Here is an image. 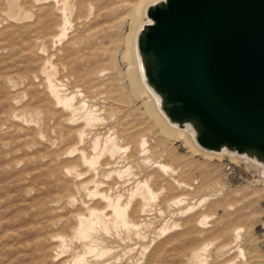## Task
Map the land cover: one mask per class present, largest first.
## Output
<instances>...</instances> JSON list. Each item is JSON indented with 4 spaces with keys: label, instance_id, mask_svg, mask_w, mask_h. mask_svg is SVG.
Segmentation results:
<instances>
[{
    "label": "bare ground",
    "instance_id": "obj_1",
    "mask_svg": "<svg viewBox=\"0 0 264 264\" xmlns=\"http://www.w3.org/2000/svg\"><path fill=\"white\" fill-rule=\"evenodd\" d=\"M18 1H6L7 19L16 25L33 17L30 12L28 13L30 10ZM161 1L163 0H137L127 13L131 22V31L129 37L127 36L128 47L125 59L129 65L128 73L133 95L143 102L147 113L153 119L152 122L155 121L162 130L161 133L171 142H182L192 154L200 155L205 160L221 161L229 158L236 164L244 165L258 176L256 183L264 186L262 164L226 149L221 152L203 149L197 143L195 132L190 125L183 127L168 119L161 108L159 96L147 85L138 48V37L143 27L151 23L147 16L149 7ZM34 3L49 4L47 9L41 10L42 14L39 13L38 20L35 21L40 24L38 30L49 32L37 39V43L44 47L41 48V53L43 51L48 53L45 45L53 44L57 47L67 39L75 7L71 6L70 0H34L32 4ZM35 12L37 14V11ZM9 34L16 35L17 30ZM64 48L55 55L51 53L52 56L44 58L43 61L42 57L37 56L38 73L28 74V72L23 76L28 81V89L34 91L32 98L37 99L35 113H19L13 110L10 114L12 122L22 123L34 131L35 144L42 145L44 149L48 146L53 150V161L64 158L72 160L69 161V165L55 173V179L65 192L61 196L67 205L65 207L74 208L80 203L85 212L75 213L66 220L54 223L55 226L68 228L71 236L57 235L50 239L60 244L54 250L56 252L53 253L51 262L120 264L138 249L141 250L140 259H142L158 238L152 236L150 241L149 231L158 225L155 234L165 236L175 233L173 237H183L186 242H193L205 232L217 234L220 239L229 233L228 242L215 250L212 249L218 242H208L193 247L188 254H186L188 248L183 247L185 250L180 259L182 264H260L243 247L244 226L236 225L234 228L229 226L249 216L245 212L241 214L242 209L236 211L237 205L228 203L227 197L221 190H213L210 195L192 203L188 202L190 198L187 195L161 202L162 196L167 194L170 188L191 191L194 187L178 178L181 168H174L157 160L155 149L147 135L133 134L130 129L127 130L129 131L127 134L124 129V131L118 130L113 123L116 121L115 113L109 114V109L103 105L104 103H99L88 88L84 89L80 85L81 79H89L95 74L102 77L105 75V70L99 71L93 66L87 69V64H79L81 59L70 43ZM47 55L49 53L45 56ZM57 55L59 64L53 61ZM36 58L34 57L35 60ZM26 68L25 66L24 69ZM60 69L64 74L62 76ZM64 144H69L70 147L66 152L61 153L60 147ZM170 155L176 157L173 152H170ZM155 178L162 179L163 186L160 190H155L151 183ZM199 183V180H194L195 185ZM166 184L168 187L165 186ZM206 184V188L210 189L211 180H207ZM224 187L216 182V189H224ZM82 194L88 201L82 198ZM77 195L81 198L78 199ZM243 201L246 200H241V204ZM203 210L211 214L200 213ZM219 210H224L226 216L214 226H209L210 219L215 218L213 216L217 215ZM120 242H124L126 247H120ZM130 244L137 247L133 249ZM170 264L175 263L172 261Z\"/></svg>",
    "mask_w": 264,
    "mask_h": 264
},
{
    "label": "rangeland",
    "instance_id": "obj_2",
    "mask_svg": "<svg viewBox=\"0 0 264 264\" xmlns=\"http://www.w3.org/2000/svg\"><path fill=\"white\" fill-rule=\"evenodd\" d=\"M6 1L0 0V264H54L51 259L56 252L54 250L60 244L50 239L57 235L71 236L68 228L67 230L61 225L55 226L54 223L66 220L75 213L85 212L80 203L74 208L65 207L67 206L65 200L61 198L65 192L55 179V173L69 165V161L72 160L64 158L53 161V150L48 146L44 149L42 145L35 144L34 131L10 119L13 110L29 114H34L37 110V99L32 98L34 91L28 89V81L23 77L28 72V74L38 73L39 70L36 71V69H38L39 61L37 60L39 59L36 57H42L43 61L52 54L55 55L57 51L64 50L69 43L81 59L79 64H87V69L93 66L99 71L105 70L104 76L95 74L89 79H81L80 85L84 89L88 88L99 103H104L103 105L109 109V114L115 113L116 121L113 123L118 130H125L127 134L129 132L127 130L130 129L133 134L147 135L155 149L158 161L170 164L174 168H181V173L185 171L183 174L180 173L178 178L192 185L194 190L170 188L167 194L162 196L161 202L187 195L190 198L188 202L192 203L210 195L213 190H221L227 197L228 203L237 205L236 211L242 209L241 214L245 212L249 216L229 226L233 228L236 225L244 226L243 247L250 256H253L260 264H264V186L256 183L258 176L244 165L236 164L229 158L221 161L205 160L200 155L192 154L182 142H171L162 134V130L155 121L156 125L152 122L153 119L147 113L143 102L133 95L128 73L129 65L125 58L128 35L131 31V22L127 13L137 0H124L125 2L123 0H70L71 6L75 8L67 39L57 47L53 44L45 45L49 53L47 56H45L48 54L45 53L46 51L41 53V48L44 47L37 43V39L49 32L38 30L40 24L35 21L38 20L39 13L42 14L41 10L47 9L49 4L35 5V3L32 4L34 0H15L30 10L28 13L30 12L34 19L30 18L16 25L7 19ZM32 29L34 30L31 31ZM14 30H17L16 35L9 34ZM48 45H50L49 50ZM51 48H55L54 51ZM53 61L59 64L58 55ZM25 66L27 70L24 69ZM62 75L64 74L60 69V76ZM69 147V144H64L59 150L63 153ZM170 152H173L176 157L171 156ZM194 180H199V185H195ZM207 180H211L210 189L206 188ZM216 182L225 186L224 189H216ZM151 183L155 190H160L163 186L162 179L155 178ZM165 186L168 187V184ZM81 196L87 199L84 194ZM80 198L79 196L78 199ZM241 200L246 201L241 204ZM200 213H206V211L203 210ZM225 216V211L219 210L217 215L213 216L215 218L210 219L209 226H214ZM153 228L149 231L151 234L149 240L151 241L152 236L153 238L158 236V238L150 251L140 259L141 250L138 249L120 264L129 262H132L131 264H170L172 261L175 264H182L180 259L184 254L183 247L188 248L186 249L188 254L193 247L208 242H218L212 249L215 250L228 242L230 238L229 233L220 239L217 234L205 232L193 242H186L183 237H173L175 233L159 236L155 234L156 228ZM124 244L120 242L119 246L125 248ZM130 246L133 249L137 247L133 244Z\"/></svg>",
    "mask_w": 264,
    "mask_h": 264
},
{
    "label": "water",
    "instance_id": "obj_3",
    "mask_svg": "<svg viewBox=\"0 0 264 264\" xmlns=\"http://www.w3.org/2000/svg\"><path fill=\"white\" fill-rule=\"evenodd\" d=\"M147 16L139 53L168 119L264 166V0H163Z\"/></svg>",
    "mask_w": 264,
    "mask_h": 264
}]
</instances>
